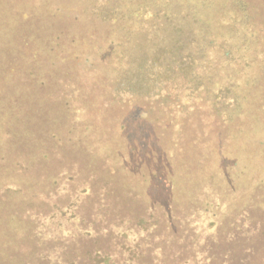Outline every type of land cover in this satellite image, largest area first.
Returning a JSON list of instances; mask_svg holds the SVG:
<instances>
[{
	"label": "trees",
	"instance_id": "16d2710c",
	"mask_svg": "<svg viewBox=\"0 0 264 264\" xmlns=\"http://www.w3.org/2000/svg\"><path fill=\"white\" fill-rule=\"evenodd\" d=\"M0 4V173L7 176L0 175V200L20 209L13 221L32 244L25 248L32 257L22 264H66L68 255L57 241L71 245L70 264H264V28L253 20L259 7L250 0ZM59 21L63 25L55 29ZM71 41L82 48L87 43V72L77 79L81 93L69 86L78 71L72 69L78 60L68 51ZM59 73L68 98L48 87ZM251 84L254 91L247 90ZM21 93L22 101H10ZM31 93L33 99L25 98ZM159 93L167 101V124L199 143L178 173H166L169 182L165 173H136L143 154L137 143L121 138L136 105L120 107L111 133L100 120L104 102L124 95L139 103ZM45 103H54L61 117ZM36 110L47 139L30 137L39 150L19 152V145L29 143L15 146L20 133L9 127L35 119ZM85 113L90 116L82 123L79 114ZM223 127L243 138L235 159L224 166L217 149ZM57 137L59 146L76 143L99 159V171L106 173H75L78 181L69 193L66 184L51 191L60 173L20 169V160L41 156L44 146L57 145ZM203 154L217 173H182L183 163ZM242 159L250 173H237L245 169ZM174 205L188 230L174 225ZM219 222L224 226L218 230ZM152 225H167V237L152 234Z\"/></svg>",
	"mask_w": 264,
	"mask_h": 264
},
{
	"label": "rangeland",
	"instance_id": "374dc122",
	"mask_svg": "<svg viewBox=\"0 0 264 264\" xmlns=\"http://www.w3.org/2000/svg\"><path fill=\"white\" fill-rule=\"evenodd\" d=\"M250 3L251 5L259 7V9H257V12H255L257 13V15L251 16L254 17L253 20H259L260 22L263 21L262 26L264 28V0H250ZM2 6L3 5L0 4V15ZM201 9L206 12V5L202 6ZM60 25H63L61 21H59L54 26L55 29H60ZM68 27L71 31L77 32L80 30L77 26L68 25ZM67 46L69 47L68 51L73 53L72 55L74 56L76 54L78 60L77 63H74V65H72L73 71H78L76 73L75 79L69 86H74L75 90L78 89V92L81 93V89L78 86L79 82H77V79L82 78L83 73L87 72V57L89 56L87 51V43L86 48H82L80 47V45L79 47L78 45L75 46V43H73L72 41L67 43ZM93 49L95 50L96 54H100V52L102 53V50L100 51L98 47H94ZM83 57H85L86 59ZM84 59L86 61L83 63ZM81 61L82 64L79 63ZM58 77H62V74L59 73L56 76L54 75V77L48 81V87L52 90H54V88L56 87L60 95L68 98L69 92L59 85L62 80ZM253 86L254 84H251L247 90L250 89V91H254L255 87ZM261 89L264 90L263 85H261ZM43 90H45V87H43ZM38 92L40 95L42 94L41 91L38 90ZM22 95L23 93L13 95L10 98V101H22V99L20 98V96ZM163 95L164 94L160 93L156 94L151 100L140 99L139 103H136L134 99L128 98L124 95H122L121 98H115L116 101L104 102L102 104V107L100 108V120L102 121V123H108L107 125H104L107 126V129H109L108 131H110L111 133L114 124L116 122L118 123V121L120 120L119 117L122 114V109L120 107H125V104L126 107L130 109L133 105H136L139 110L135 108L136 106L134 107V109L138 111H135L132 117L127 120V124L125 125L126 129L123 130L124 133L121 138L125 139L123 141L137 143V146L135 145L137 147V153L139 152L138 154H140L141 152V155L143 154V157L145 159L143 164L144 166H140L139 163L137 168H135L136 173H165V175H163V178H165L166 173L179 172V169L177 168L178 166L179 168L182 166L181 160L187 154H189L190 150L196 147L199 143L196 140L194 141L193 139H191L187 132L183 134L181 130L176 129L173 123L167 124L168 106L166 103L167 101H165V98H163ZM33 96L34 95L31 93L29 96L25 95V98L33 99ZM38 97L39 96L36 95V97L34 98L37 99ZM121 99H125L123 100V103L120 102ZM259 104L260 103H257V101L255 102V105ZM45 106L50 107L53 110L54 115H56L57 117H61V115L58 114L59 110H57L54 103H45ZM250 106L252 107L253 103H251ZM32 113L34 114L35 119L30 120L27 124H21L18 126L14 125L13 127H9V130L14 129L15 133H20V136H16V141H14L15 146H17L18 144H22V140H26L25 142L29 143L27 145V148H21V145H19V147H17L19 149V152L24 151L25 149H27L28 151L31 150L32 152L39 150L40 147L36 143L32 145V142H28L30 137H33L35 142L47 139L46 133L48 132V129L38 120V117H41V110H36L35 112L32 111ZM94 115L95 117L98 116L96 114ZM94 115L92 116L94 117ZM79 116L82 118L80 119V121L82 120V123H87V119L90 115L85 113V115L79 114ZM75 118H77V114L71 115L69 123H72V120H75ZM253 118L254 116L251 117V121L253 120ZM69 127L70 125H67V129ZM222 132L223 133L219 135V147H217V149L218 154L222 159V161H220L221 165L224 166L225 164H227V160L231 162L233 159H235L236 154L240 149L243 138L240 137V135L232 133L229 127H223ZM39 134H41V136H38ZM56 141L58 143L57 145H54L53 148L44 146L42 149L45 151H42V149H40L39 153H41L42 151L41 156L38 157V155L36 154L35 159H28V162L26 163L24 160H20L23 163V165L20 164V169H23V166H26L28 171L30 172H32L33 168L35 169L32 173H60V176L58 177L60 179V182L57 179V182L55 183L51 191L63 188V185L66 184L69 193H71L72 189L73 191L75 190V184H77L78 181L75 173H106L102 170L99 171L101 161L97 158L87 156L84 153V151L86 150H78L76 147V143L73 144V147H63L59 146L58 137L56 138ZM83 143H86V141L84 140ZM66 144L70 145L69 142H67ZM155 147H157L158 150H156ZM46 148H49L51 152L46 150ZM161 153H163V155ZM123 154H126V152H124ZM161 155L163 156V158L161 157ZM203 155L205 156H203V159H199L200 161L195 160L193 163H188V165L183 163L184 172L182 173H217V170L214 171V164L212 162L213 160H211L209 157H206V154ZM42 157L43 159H46L42 160ZM245 158H247V155H245ZM244 160L245 159H242V165L245 169H240L237 173H250V169L246 167L247 164L244 163L246 160ZM114 165L118 166V161H115ZM146 166L147 169L145 168ZM113 171L116 172V167H114ZM108 172L110 173V170ZM0 175L4 177L6 176L2 173H0ZM140 180L142 179H139L138 185L139 187H141V190L144 182L141 184ZM166 181H168L167 177ZM33 183L36 185H40L37 182ZM29 187L31 186L29 185ZM64 201H60L59 203L63 204ZM173 210V223L177 227V230H188L190 224L186 221L182 222L181 219L184 218L180 219L178 214V206L174 205ZM19 211V208L14 206L12 207V205H3L2 201L0 200V264H22L28 258L32 257V252L25 251V248L29 250V247H32L31 242L27 240L25 241L21 238V236H19L21 229L17 227L13 221L16 216L15 213H18ZM22 224L19 225L22 226ZM217 226H219L217 228L219 230L221 226H224V223L219 222ZM167 228V225L156 227L152 225L150 227V231L152 234H158L159 236L164 238L165 236L167 237ZM59 231L61 235L64 234V230H62V227L59 228ZM56 246L58 249H61L63 246L65 255H68L66 257L68 259L71 257L70 254L72 252V248L70 247L71 245H69V242H67V244H63L57 241ZM63 258L65 259V257ZM68 259H65L66 264H70V260Z\"/></svg>",
	"mask_w": 264,
	"mask_h": 264
}]
</instances>
